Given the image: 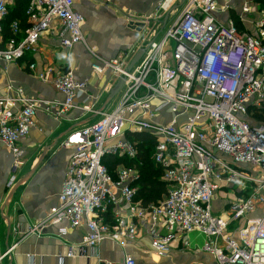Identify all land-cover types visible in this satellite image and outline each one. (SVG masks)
<instances>
[{
    "label": "built area",
    "instance_id": "2783aa9c",
    "mask_svg": "<svg viewBox=\"0 0 264 264\" xmlns=\"http://www.w3.org/2000/svg\"><path fill=\"white\" fill-rule=\"evenodd\" d=\"M15 1L0 0V74L1 65L37 54L43 34L57 23L62 48L84 45L96 77L107 79L112 90L124 80L116 107L97 112L100 97L94 98L86 80L72 70L38 72L31 63V76L51 84L65 100L29 99L14 86L0 98V144L14 155L16 168L23 156L20 144L36 128L39 112L56 120L75 108L101 116L64 142L75 152L58 204L28 234L60 227L59 235L66 236L68 230L85 229L82 246H71L66 258L138 264L131 255L121 263L101 261L96 250L107 241L134 246L146 235L148 252L166 259L175 243L187 245L189 235L199 233L206 238L201 252L216 264H264V121L257 118L264 117V0H243L238 18L251 31L221 21L218 15L228 7L216 0H186L176 21L161 39L148 42L132 70L134 48L106 60L89 47L85 18L75 10L78 0H21L28 4L29 27L24 32L21 22H14L5 42L3 23ZM254 13L256 20L250 19ZM126 16L129 27L148 25ZM145 132L155 137L152 160L168 186L161 201L148 207L136 201V168L121 167L114 177L103 163L109 156L135 160L138 143L129 138ZM16 180L11 178L8 189Z\"/></svg>",
    "mask_w": 264,
    "mask_h": 264
},
{
    "label": "crops",
    "instance_id": "0c3cea01",
    "mask_svg": "<svg viewBox=\"0 0 264 264\" xmlns=\"http://www.w3.org/2000/svg\"><path fill=\"white\" fill-rule=\"evenodd\" d=\"M216 1L221 8L228 7V10L219 13L221 21L225 23L228 19L233 20V15L239 17L243 0ZM181 2L182 0H111L107 4L106 0H78L75 10L85 18L83 30L90 48L106 60L116 59L121 53L134 48L133 60L149 41L163 37L168 27L176 21L172 11ZM181 9L182 7L179 10ZM126 13L147 21V27L142 31L129 27ZM168 13L170 14L165 22ZM250 19L256 20L257 15L254 13ZM248 27L249 25L243 26V30L251 31ZM59 32L60 28L56 23L52 30L43 34L37 54H30L17 64L1 65L0 98L8 97V86H14L23 89L29 99L65 100L51 84L31 76L28 66L33 63L38 72L47 67L59 71L72 70L79 81L86 80L89 83L90 93L94 98L100 97L94 110L112 111L119 101V93L109 100L111 85L107 79L98 78L92 73V57L86 47L77 45L71 51L65 50L61 46ZM104 88H108V91H104ZM100 118V114L79 108L72 109L58 120L39 112L36 116V128L20 144L23 156L17 168L14 155L0 144V257L4 256L0 264L98 263L95 257L66 258L71 246H82L87 233L85 229L68 230L66 236L59 235L60 227L48 228L41 235H30L28 231L46 218L58 204L69 162L75 152L73 146L64 147V142L79 133L81 128L97 123ZM13 176L17 178L16 183L8 189ZM187 241L188 244L184 246L181 242L175 243L171 256L166 259L157 258L148 252L151 242L146 235L138 237L134 246L123 247L114 242H104L98 247L96 254L101 261L117 263L123 262L126 255H131L138 264H184L185 255L195 249L203 255L197 264H205V258L216 264L211 255L201 252L206 242L205 236L193 233Z\"/></svg>",
    "mask_w": 264,
    "mask_h": 264
},
{
    "label": "trees",
    "instance_id": "16d2710c",
    "mask_svg": "<svg viewBox=\"0 0 264 264\" xmlns=\"http://www.w3.org/2000/svg\"><path fill=\"white\" fill-rule=\"evenodd\" d=\"M262 5L264 6V1H262ZM27 9L28 4L21 0H16L9 8V14L3 23L5 42L12 36L11 25L14 22H21L23 31L27 30L29 27L27 25ZM233 20L236 26L243 30V25L239 22L238 17L233 15ZM23 38L24 33L20 36V40ZM257 118L264 121V117L257 116ZM129 139L138 143V156L135 160L109 156L105 158L103 163L114 177L116 171L121 167L136 168L139 173V180L135 183V187L138 189L136 201L141 202L143 207L157 204L167 194L168 186L161 180V171L152 160L156 144L155 137L153 134L145 132L143 134H133Z\"/></svg>",
    "mask_w": 264,
    "mask_h": 264
},
{
    "label": "rangeland",
    "instance_id": "374dc122",
    "mask_svg": "<svg viewBox=\"0 0 264 264\" xmlns=\"http://www.w3.org/2000/svg\"><path fill=\"white\" fill-rule=\"evenodd\" d=\"M180 8L179 7H177L175 10H173L172 12H174L175 14V16H176V18H178L179 17V15H180V11L181 10H179ZM154 27V26H153ZM98 56L100 57V58H102L101 57V55L100 54H98ZM93 60V59H92ZM94 61V60H93ZM231 193H234V191H230ZM231 193H225V192H222L221 193V196L223 197V198H226V199H228V198H231V199H233V195L231 194ZM218 201V200H217ZM201 256H203V255H200V253H199V251L198 250H195V249H192V251H189V253L187 254V255H185V258H186V260H185V263L184 264H197L198 263V261L200 262V257ZM206 260H205V264H215L211 259H208V258H205ZM170 264H173L172 262L170 263Z\"/></svg>",
    "mask_w": 264,
    "mask_h": 264
},
{
    "label": "water",
    "instance_id": "95a60500",
    "mask_svg": "<svg viewBox=\"0 0 264 264\" xmlns=\"http://www.w3.org/2000/svg\"><path fill=\"white\" fill-rule=\"evenodd\" d=\"M185 2H186V0H182L181 4L179 5V8H181ZM170 13L167 14V16L165 18V22H167V19H168ZM145 27L146 26L144 23H138L137 26L135 27V29H138V31H142L145 29ZM143 55H144V50H141L138 52V54L132 60L130 66H129V70H132V68L142 59ZM123 85H124V80H120L118 82V84L115 86V88L111 91L109 100L114 99L118 95V93L120 92V89L122 88Z\"/></svg>",
    "mask_w": 264,
    "mask_h": 264
}]
</instances>
